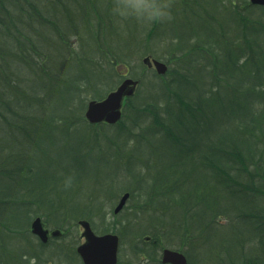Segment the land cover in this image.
<instances>
[{
    "label": "trees",
    "instance_id": "obj_1",
    "mask_svg": "<svg viewBox=\"0 0 264 264\" xmlns=\"http://www.w3.org/2000/svg\"><path fill=\"white\" fill-rule=\"evenodd\" d=\"M72 2L90 26L89 38L77 28L58 25V14L67 16ZM217 2L177 1L179 8L202 19V32L190 36L187 44L180 36L170 38L169 63L178 64L168 71L171 79L156 75L159 82L151 87L145 83L143 91L129 99L125 113L132 110L124 113L117 131L118 136L130 135L139 128L131 134L149 150L128 153L140 162L127 187L139 206H133L126 221H119L117 231L126 237L131 230L142 264H157L159 250L168 245L183 249L190 264H264V7L248 0ZM213 5L220 14L209 20ZM93 6L82 0H0V126H7L10 141H23L0 144L7 150H0V263L80 264L77 237L66 241L64 233L55 239L47 257L43 249L51 243L22 249L9 240L22 238L34 215L64 232L79 218L94 223L107 216L99 192L86 197V203L80 201V177L71 174L60 155L71 149L72 138L87 140L77 127L83 121L84 95L104 97L117 68L127 65V52L140 39L133 33L128 39L119 34L111 42L110 13L92 11ZM158 20L155 15L146 40ZM68 24L73 26L72 20ZM75 36L80 53L67 45ZM55 40L64 49L57 63L73 57L84 63V68L75 67L74 76L60 77L51 54L43 50L42 45L51 49ZM102 44L115 45L111 55L102 54ZM57 140L55 163L60 171L50 173L43 165L50 166L53 157L45 146H57ZM31 148L44 157L42 163ZM138 180L147 187L137 188ZM97 182L105 185L100 192L113 199V187L100 177ZM21 210L23 224L15 220ZM143 216L147 221L140 222Z\"/></svg>",
    "mask_w": 264,
    "mask_h": 264
},
{
    "label": "rangeland",
    "instance_id": "obj_2",
    "mask_svg": "<svg viewBox=\"0 0 264 264\" xmlns=\"http://www.w3.org/2000/svg\"><path fill=\"white\" fill-rule=\"evenodd\" d=\"M178 0H82L83 3H92L94 4L92 11H100L110 13L109 18L112 20L113 29L110 33V40L111 42L115 43V40L118 39V35L128 39L131 34L138 35L140 41L134 45V47L127 52V65H121L116 70V74L118 75L116 77V80L113 81V86L110 91L115 89L121 81L126 77H131L134 79H142L141 87L139 88V93L143 91L144 89V83L149 81V86L151 87L155 82H159V79H156L154 74H156V71L154 68H148L146 67L142 59L150 54L149 50L157 49L156 54H158L160 57H157L169 64V69L171 67H177L178 64L176 62H170V58L172 57L171 51V43L170 40L173 36H180L183 40L184 44H187L189 42L190 36H193L195 33L202 32L201 28L203 25L202 19L192 15L190 11L186 8L180 7L177 5ZM241 0H239L240 2ZM217 2V0H216ZM218 4L220 3L217 2ZM72 4V5H71ZM78 4L72 2L69 3V12L66 16L64 13L58 14V25L61 27H68L69 29L77 28L79 31L83 34L86 38L90 37L89 34V28L90 26H86L84 23V15L79 13L76 10ZM167 6H170L171 8L167 9ZM212 7V9H211ZM209 15L207 16V19H209L210 16L217 17L220 12H217L216 7L210 6ZM242 8V6H241ZM58 10V8H57ZM223 15H227V11L223 10ZM155 15H158L159 20L156 22L154 33L152 34L151 39L148 41L145 39L147 36V33L150 28H152L155 24ZM167 16V17H166ZM72 20L73 26L68 24V21ZM210 20V19H209ZM59 30V28L57 27ZM57 29L55 32V35L57 34ZM42 30L44 32L50 31V27H42ZM165 38L164 40H162ZM162 40V41H161ZM131 41V40H128ZM95 44V41H93ZM67 45L69 46V50H72L74 53H80L81 49V42L78 41V38L70 37L67 41ZM93 44L89 45L92 46ZM100 45V44H99ZM103 50L102 54L106 57L107 55H111V50L114 49V44H102ZM58 40H55L51 42V49H46L43 47V50H47L55 63V68L57 73L60 77L68 78V75L73 72V76L75 74V67L77 65H80L82 68L85 67L84 63L80 62L78 57H73L71 61H67L66 59H63L60 63H57V59L64 58V49L58 47ZM88 52L92 54L94 51L93 49L89 48ZM154 53L151 52L153 57ZM102 54H99L98 56H101ZM102 57V56H101ZM100 58V57H99ZM98 58L95 59L97 61ZM171 75H166L165 78H163V81L170 80ZM161 81V79H160ZM182 89L186 90V85L184 83H181ZM108 91V93L110 92ZM151 92L150 89L146 90V93ZM85 96V107L82 112L83 121L78 124V131L79 133L86 134L87 140L85 141V145L83 142L79 145L78 142H76V137L72 138L75 142L73 143L71 149L66 152L65 154H61V161L65 164L71 174L73 176H79L80 177V190L78 192V198L81 199L80 201L82 203H86V196L88 193L96 187V179L101 178L104 182L109 183L114 190H117L119 188H123L125 184L129 183L131 178L125 177V169L126 165L129 163L131 165V169L134 171L135 174H137L140 170V164L137 161V158L129 159L128 163H125V161L122 159L124 157L123 153H119L118 156H113V151L115 148V144L111 141H107V139H111L114 137L115 142L124 143L126 139L135 138L134 134H131L133 132H136L139 128H136L131 131L130 136L123 132L124 134L122 136H118L120 128V124L118 125H105L102 126H93L90 125L85 120V108L90 99L93 98L92 95H84ZM99 99V98H97ZM53 109L56 111V108L53 107ZM60 110V109H58ZM132 108H129V110L125 113L126 115L131 112ZM125 121H123L124 123ZM9 129L5 124L0 126V144H6L7 146L18 145L22 143V138L19 137L15 141H10L9 138ZM117 133V134H116ZM60 136V134H58ZM93 137V138H91ZM96 140H95V139ZM59 143V140L56 141V145ZM129 149L131 148L132 144L128 143ZM47 152L52 155V164L50 166L43 165L44 168L49 169V172H55L59 173V169L56 166V159L58 154V145L52 146L50 143L45 146ZM80 147V148H79ZM144 147L146 152H149V150L146 149V145L144 143H137L134 147V151H139ZM20 148V147H18ZM36 148H31L30 152L38 157V162L42 163V160H44V157L40 154H38L35 150ZM105 150V152L101 155L98 154L97 151ZM117 150L119 147L116 148ZM3 153H6V149H0ZM88 151L89 154H86ZM69 165V166H68ZM123 177V178H122ZM129 179V180H128ZM8 182H3V185L6 186ZM12 189H16L15 185H11ZM97 189H102L100 185L97 184ZM116 196L113 198L112 201L105 202V211L107 213V216L105 219L97 218L95 220V225L97 228H94L97 233H103V230L106 231H115V226L121 225L119 221H126L129 216H132L131 214L134 209L133 206H139V204L136 202V200H130L125 208L124 211H122L119 215L115 216L113 213L114 207L117 205L120 196L123 192L121 190H117ZM58 196V194H57ZM56 196L54 195V198ZM102 201V198H101ZM3 203L0 201V209L3 207ZM43 210H40V213H43ZM142 211H138V214H141ZM42 216V215H41ZM35 217V216H34ZM30 220V223L32 219ZM16 221H19L21 224L25 222V216L24 213L21 210V213L15 217ZM147 221V218L143 216V219L140 220V222ZM30 223L26 229V233L29 232V226ZM93 223V224H94ZM92 224V225H93ZM122 226V225H121ZM118 226L117 229H119ZM50 228H54V226L50 225ZM94 227V225H93ZM135 228L136 226H132ZM81 232L82 229L79 227L77 222L71 227L67 232H64V237L66 241H70L72 239H79V243L83 241L81 238ZM23 234V237H13V239L9 240V243L13 241L14 244H17L20 248L24 249L25 247L31 245L32 247H35L38 245L39 240L36 236L30 234ZM5 238V237H4ZM3 238V239H4ZM126 240L124 241L125 244L121 248L124 249L125 258L123 261H121V264H125V261L127 260V264H142L139 263L141 257H134L131 256V248L134 244V240L130 236L124 237ZM8 240V239H7ZM54 241V240H53ZM3 242L0 241V247ZM54 243V242H52ZM50 244L48 248L43 249L45 252V257H47L53 249V244ZM186 244V241H184ZM77 244V245H78ZM170 248H175L173 246H170ZM122 249L120 258L122 259ZM1 253V252H0ZM1 255V254H0ZM77 256V255H76ZM78 258V256H77ZM161 255L158 257L157 264H160ZM78 262L81 264L80 259L78 258ZM3 264V263H0ZM30 264H35L34 260L30 261ZM55 264H59L58 261H55Z\"/></svg>",
    "mask_w": 264,
    "mask_h": 264
},
{
    "label": "water",
    "instance_id": "obj_3",
    "mask_svg": "<svg viewBox=\"0 0 264 264\" xmlns=\"http://www.w3.org/2000/svg\"><path fill=\"white\" fill-rule=\"evenodd\" d=\"M250 3L264 6V0H250ZM143 63L149 68L154 67L159 75H164L168 71L167 63L150 55L143 58ZM139 82L140 79L125 78L115 90L109 92L103 99H91L86 107V119L90 123L106 122L114 124L119 122L123 115L125 99L135 94ZM129 197V192L122 195L114 209L115 214H118L124 208ZM78 224L84 229L82 236L85 241L77 246V252L83 264H117L120 247L119 235L112 232L97 234L87 219L79 220ZM30 230L45 243L48 242L51 236L55 237L61 234L59 229L50 232L41 216H37L32 221ZM162 262L164 264H189V260L183 252L172 248L163 250Z\"/></svg>",
    "mask_w": 264,
    "mask_h": 264
}]
</instances>
